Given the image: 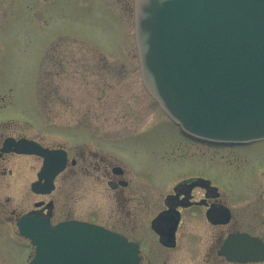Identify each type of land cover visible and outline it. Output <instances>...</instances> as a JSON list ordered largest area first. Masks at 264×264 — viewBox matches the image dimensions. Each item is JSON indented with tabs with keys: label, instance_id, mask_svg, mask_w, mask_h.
<instances>
[{
	"label": "flooded vegetation",
	"instance_id": "af4514ba",
	"mask_svg": "<svg viewBox=\"0 0 264 264\" xmlns=\"http://www.w3.org/2000/svg\"><path fill=\"white\" fill-rule=\"evenodd\" d=\"M21 3L24 11L18 10ZM31 5L32 0H17L15 12L28 19ZM12 122L0 121V264H29L35 258L36 247L21 231L25 218L48 227L67 222L102 226L128 243L120 264H264V184L252 183L254 176L264 177V140L211 143L175 125L180 136L173 142L200 146L202 154L163 152L157 140L148 138L150 159L173 167L157 173L134 166L128 141L114 145L107 138L86 147L77 140L73 146H54L17 132ZM24 139L59 151L64 167L50 194L33 191L45 159L18 152L17 144ZM211 148L244 150L250 166L239 171H226L221 164L211 167L206 150ZM90 178L96 188L97 181L107 187L105 224L95 220L96 209L90 217L82 215L83 197L88 189L93 191L86 187ZM249 249L257 260L241 261Z\"/></svg>",
	"mask_w": 264,
	"mask_h": 264
},
{
	"label": "rangeland",
	"instance_id": "374dc122",
	"mask_svg": "<svg viewBox=\"0 0 264 264\" xmlns=\"http://www.w3.org/2000/svg\"><path fill=\"white\" fill-rule=\"evenodd\" d=\"M16 2L0 0V121H13L17 132L54 146L128 141L134 166L157 173L173 167L150 159L148 138L163 152L202 154L200 146L173 142L180 132L143 85L134 0H32L28 19L19 12L23 3L15 12ZM206 150L211 167L250 166L244 150ZM94 183L87 180L93 191L83 197L82 215L96 209L95 220L105 224L107 187ZM252 183L264 184V177Z\"/></svg>",
	"mask_w": 264,
	"mask_h": 264
},
{
	"label": "water",
	"instance_id": "95a60500",
	"mask_svg": "<svg viewBox=\"0 0 264 264\" xmlns=\"http://www.w3.org/2000/svg\"><path fill=\"white\" fill-rule=\"evenodd\" d=\"M135 34L146 89L185 133L214 143L264 140V0H135ZM17 147L45 159L33 191L50 194L64 167L59 151L26 139ZM40 223H20L36 246L29 264L125 258L127 241L102 226ZM249 251L241 261L257 260Z\"/></svg>",
	"mask_w": 264,
	"mask_h": 264
}]
</instances>
